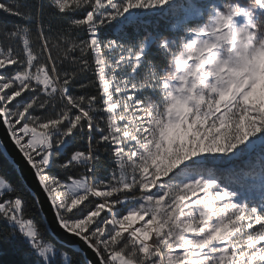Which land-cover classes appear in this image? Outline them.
<instances>
[{"label": "snow or ice", "instance_id": "obj_1", "mask_svg": "<svg viewBox=\"0 0 264 264\" xmlns=\"http://www.w3.org/2000/svg\"><path fill=\"white\" fill-rule=\"evenodd\" d=\"M0 13L5 264H264V0Z\"/></svg>", "mask_w": 264, "mask_h": 264}, {"label": "water", "instance_id": "obj_2", "mask_svg": "<svg viewBox=\"0 0 264 264\" xmlns=\"http://www.w3.org/2000/svg\"><path fill=\"white\" fill-rule=\"evenodd\" d=\"M0 147H4L6 149L3 152V154L9 162H11L14 159L20 164L23 163L20 154L14 148V145H12L11 142L9 141L8 137L5 134V130L3 127H0ZM17 172H18V169H17ZM48 231L51 232V228H49Z\"/></svg>", "mask_w": 264, "mask_h": 264}, {"label": "trees", "instance_id": "obj_3", "mask_svg": "<svg viewBox=\"0 0 264 264\" xmlns=\"http://www.w3.org/2000/svg\"><path fill=\"white\" fill-rule=\"evenodd\" d=\"M13 18L10 17H5L2 13H0V23H3L5 21H11ZM161 26H166L167 22L165 20H161L160 21ZM6 161L9 162L7 160V158L3 155H0V170H3L6 168ZM13 173L11 172V170H9V175L11 176ZM61 178H63L61 176ZM0 255H4V259L0 260V264H5L6 260H12V259H16L18 257H16L12 252H8L6 254L4 253H0Z\"/></svg>", "mask_w": 264, "mask_h": 264}, {"label": "rangeland", "instance_id": "obj_4", "mask_svg": "<svg viewBox=\"0 0 264 264\" xmlns=\"http://www.w3.org/2000/svg\"><path fill=\"white\" fill-rule=\"evenodd\" d=\"M184 3H185V0H177L178 8L182 9L184 6ZM176 19H178V17H169L166 20L167 25L173 24L176 21ZM242 164L244 165V167H247V162H245V161L237 162L236 167H240Z\"/></svg>", "mask_w": 264, "mask_h": 264}]
</instances>
